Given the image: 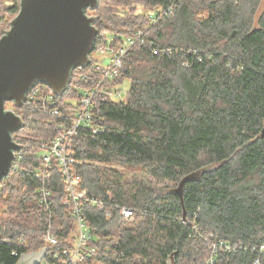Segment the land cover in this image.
<instances>
[{"label": "trees", "instance_id": "trees-1", "mask_svg": "<svg viewBox=\"0 0 264 264\" xmlns=\"http://www.w3.org/2000/svg\"><path fill=\"white\" fill-rule=\"evenodd\" d=\"M261 1L99 0L98 34L103 30L133 34L144 28L147 39L172 51L154 54L147 46L130 47L118 75L106 82L121 84L128 79L126 99L97 93L95 122L103 126L104 134L98 141L86 134L75 138L80 187L97 198L137 209L125 217L119 208H111L107 215L106 209L83 203L90 243L102 254L109 250L123 257L95 255L91 264H167L176 250L177 264H211L207 259L212 247L194 233V222L218 238L249 247L220 250L213 264H254L258 256L254 247L264 243ZM2 4L0 22L7 9ZM172 4V14L151 21V12ZM20 8L19 4L9 8L13 19ZM98 34L93 52L98 49ZM82 71L88 76L82 78L76 68L62 100L78 101L82 90L97 84L92 62ZM11 104L25 121L14 133L23 147L34 150L39 138L55 133L52 117ZM29 161L30 156L23 166ZM135 166L159 182L181 187L174 191L138 177L129 181ZM52 171L46 183L53 192L52 216L37 199L40 182L31 170H11L0 180L4 185L0 264H16L22 253L44 247L42 234L50 220L60 241L52 249L74 246L77 229L63 203L65 183L57 168ZM200 171V177H189ZM64 258L46 255L49 264H64ZM261 260L264 264V254Z\"/></svg>", "mask_w": 264, "mask_h": 264}, {"label": "built area", "instance_id": "built-area-1", "mask_svg": "<svg viewBox=\"0 0 264 264\" xmlns=\"http://www.w3.org/2000/svg\"><path fill=\"white\" fill-rule=\"evenodd\" d=\"M2 1L0 0V9L3 5ZM173 8L174 4L166 9L151 12V21L155 22L159 17L169 16L172 14ZM146 31L147 29L141 28L133 34H121L108 30L99 32V45L96 53H99V56L107 57L109 60L107 64L105 63V57L104 61L93 62V72L98 75V82L95 86L82 90L81 97L76 103L69 98L62 100L61 96L57 95L46 83L36 84L28 92L24 101L23 107L26 110L34 114H45L52 117L55 121L54 127L56 131L50 137L39 138L37 147L34 150L29 145L23 147L16 140L20 144V148L15 151L11 170L15 172L31 170L33 172L34 178L40 182L37 190V199L49 210L50 216H52L53 192L46 183L52 177L53 168H57L62 174L67 195L63 203L67 206L68 213L76 222L77 239L71 248H63L62 251L52 249L60 242L59 237L53 230L52 220L46 225L42 238L45 246L49 247L47 254L50 252L55 258L61 255L65 256L62 261L64 264H91V259L95 255L109 256L111 254L114 258L123 259L116 251L110 252L107 250L102 254L96 246L90 243L89 226L86 217L82 213V205L84 202H91L94 206L97 205L101 209H106L107 215L111 213V208H119L125 217L132 216L137 209L113 202L111 199L97 198L94 195H90L86 189L80 187L75 173V164L80 161L75 148V138L78 134H86L92 140L98 141L100 136L104 134L103 126L95 122V97L97 93H101L116 100H123L121 84L107 85L106 82H113L118 75L124 65V57L130 47L134 45L147 46L154 54H165L172 51L168 47L159 48L156 46L152 40L146 38ZM79 68L81 77L86 78L88 74L82 71L84 67ZM29 156L30 161L27 166H23ZM95 163H99V161ZM3 190L4 185L0 183V192ZM192 229L197 236L204 240L207 235L212 237L211 239H206L212 247V253L207 259L208 263H214L215 257L220 250L232 252L238 249H249L248 246L243 244H232L218 238L214 233L203 230L195 222L192 224ZM254 250L258 253L254 264H263L261 255L264 254V243L259 248L254 247ZM13 254L18 256L19 252L13 251ZM41 264H49L46 256L42 259Z\"/></svg>", "mask_w": 264, "mask_h": 264}, {"label": "water", "instance_id": "water-1", "mask_svg": "<svg viewBox=\"0 0 264 264\" xmlns=\"http://www.w3.org/2000/svg\"><path fill=\"white\" fill-rule=\"evenodd\" d=\"M20 5L0 38V180L10 172L20 148L14 133L25 125L6 102L22 107L38 83L62 96L74 70L91 63L98 34V17L88 11L95 10L99 0H21ZM48 249L24 252L16 264H41ZM177 254L178 250L171 253L167 264H177Z\"/></svg>", "mask_w": 264, "mask_h": 264}, {"label": "rangeland", "instance_id": "rangeland-1", "mask_svg": "<svg viewBox=\"0 0 264 264\" xmlns=\"http://www.w3.org/2000/svg\"><path fill=\"white\" fill-rule=\"evenodd\" d=\"M4 1V4L7 6L3 12V16H4V20H2L0 22V33L2 31H4L5 29L8 30L10 29V24H11V21L13 19V16H14V11H11V7L15 6V5H20L21 3V0H3ZM142 8V7H141ZM142 10V9H141ZM264 11V0L261 1L260 3V6H259V9H258V16L261 14V12ZM148 12V10L146 11ZM89 14L91 15H95L96 11L95 10H89L88 11ZM93 55H91V58H93V60L91 61L92 63L94 61H104V57L105 56H99L96 52H93L92 53ZM108 58L105 57V63L107 64L108 63ZM121 89H122V98L123 99H126V93L128 91V88L130 86V81L128 79L124 80L123 83H121ZM63 96V95H62ZM68 99V98H66ZM64 99V100H66ZM73 101L76 103L77 100L73 99ZM12 105L11 104V101L10 102H7L6 103V107L7 108H11L12 109ZM115 167H118L119 166V169L122 170V171H126L127 168L123 165H119V164H116L114 165ZM210 169V168H209ZM201 175V171L200 172H197V173H194L193 175L189 176V177H194V178H198L200 177ZM139 178L141 181L143 182H149L151 181L154 185L156 186H162L164 185L165 187H168L170 190H174V191H178L181 187V184L177 185L176 183L174 182H169V181H164V182H159L157 179H153L151 178V176H149L144 170H141L139 167L135 166L133 169H130V175H128V180L129 181H133L135 178ZM205 238L208 240V239H211V235H207L205 236ZM205 239V241L207 242V240Z\"/></svg>", "mask_w": 264, "mask_h": 264}]
</instances>
